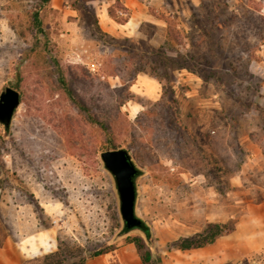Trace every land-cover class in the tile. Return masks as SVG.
<instances>
[{"label":"rangeland","instance_id":"1","mask_svg":"<svg viewBox=\"0 0 264 264\" xmlns=\"http://www.w3.org/2000/svg\"><path fill=\"white\" fill-rule=\"evenodd\" d=\"M7 87L22 103L0 124V245L44 231L58 243L26 264H80L129 240L170 264L219 225L227 245L237 227L262 237L264 0H0ZM116 149L141 170L150 238L123 232L101 158ZM249 259L264 264V247Z\"/></svg>","mask_w":264,"mask_h":264},{"label":"crops","instance_id":"2","mask_svg":"<svg viewBox=\"0 0 264 264\" xmlns=\"http://www.w3.org/2000/svg\"><path fill=\"white\" fill-rule=\"evenodd\" d=\"M114 20L115 19H113V22L117 25V21L115 20V22ZM132 21L133 18L124 24L118 23L120 26L127 28ZM131 26L133 27L134 25ZM45 234V231L40 232L21 242H14L6 238L0 245V264H26L38 256L56 252L58 244L56 238H51L50 240V237H45ZM234 234L236 241L232 244H225L224 240H226L225 238L227 237L222 236L217 238L213 244L199 247L192 251L181 250V260H172L170 264H251L249 257L253 255V252H257L258 249L264 247V233L261 238H258L253 236V234H255L254 232L251 234V232L246 231L245 228L237 227ZM234 234L231 235V237L234 236ZM243 242H245V246H247L245 252L240 248ZM174 258H176V256L174 257L173 255L172 259ZM84 264L149 263L143 262L141 254L135 244L126 243L110 251H106L99 256L88 257Z\"/></svg>","mask_w":264,"mask_h":264},{"label":"water","instance_id":"3","mask_svg":"<svg viewBox=\"0 0 264 264\" xmlns=\"http://www.w3.org/2000/svg\"><path fill=\"white\" fill-rule=\"evenodd\" d=\"M21 100V93L12 87H7L0 95V124L6 131L11 128L14 116L21 106ZM101 158L106 169L114 176L124 228L128 231L145 230V222L136 213L138 197L136 178L141 170L125 149L105 151Z\"/></svg>","mask_w":264,"mask_h":264},{"label":"trees","instance_id":"4","mask_svg":"<svg viewBox=\"0 0 264 264\" xmlns=\"http://www.w3.org/2000/svg\"><path fill=\"white\" fill-rule=\"evenodd\" d=\"M47 1H49V0H46V2H47ZM109 13H110V16H111L113 19H115L117 22H119V23L124 24V23H126V22L128 21V19H124V18H120V17H118L119 15H118V16H117V15H114V13H112V10H109ZM34 18L36 19L37 22H39V13H36V14L34 15ZM255 20H256L255 22H257V19H255ZM260 23H262V22H260ZM260 23H259V24H260ZM39 25H41L40 22L38 23V26H39ZM261 25H262V24H261ZM98 29H99V28H98ZM71 92H74L73 89H71ZM82 104H84V103L82 102ZM92 124H100V125H103L104 123H103L102 121H100L97 117H94V119H92ZM227 230H228V229H225V227L222 226V225L216 226L215 230L212 231V233L207 234V236H206V235L203 236L204 241H201L200 243H197V244H195V243H190V244H189V242H188V243H185V245H182L181 248H182V249H189V248H191V247H201L202 245L205 246V245H207V244H211V243H213V242L215 241V239H216L219 235L224 234L225 232H227ZM131 231H132V230H131ZM143 231L147 234V237L150 238V229H149V227H148L147 225H146V229L143 230ZM123 232H126V233H127V232H130V231H128V230H126V229L124 228ZM201 236H202V235H201ZM129 243H133V244L136 245L137 249L139 250V252H140V254H141V257H142V259H143V262H145V263H149V262L151 261V259H152V254L150 253L149 250H146V249H145V245H144L143 243H141V242L138 241V240H129ZM106 251H108V250L106 249V250L103 251V252H102V251L97 252V253H95L93 256H99V255L105 253ZM56 252H57V251H56ZM56 252H54V253H52V254H56ZM60 262H64V261H60ZM84 262H85V260L83 259L82 262H81L80 264H84ZM59 264H60V263H59Z\"/></svg>","mask_w":264,"mask_h":264}]
</instances>
